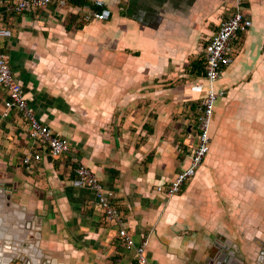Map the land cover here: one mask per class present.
Masks as SVG:
<instances>
[{
  "label": "crops",
  "instance_id": "obj_1",
  "mask_svg": "<svg viewBox=\"0 0 264 264\" xmlns=\"http://www.w3.org/2000/svg\"><path fill=\"white\" fill-rule=\"evenodd\" d=\"M102 1L104 21L83 20L87 1L23 14L0 2L13 79L35 118L68 145L66 155L22 165L32 146L19 117H1L0 88L6 206L38 226L37 247L52 264H134L92 193L69 185L81 165L114 194L125 232L146 240L149 264H223L230 245L253 264L264 241V0L242 1L250 26L216 83L225 97L210 118L208 153L171 197L155 188L187 166L201 99L189 89L233 0Z\"/></svg>",
  "mask_w": 264,
  "mask_h": 264
},
{
  "label": "built area",
  "instance_id": "obj_2",
  "mask_svg": "<svg viewBox=\"0 0 264 264\" xmlns=\"http://www.w3.org/2000/svg\"><path fill=\"white\" fill-rule=\"evenodd\" d=\"M70 0H12L7 5L6 11L15 14H23L43 9L48 6L57 8L64 7ZM243 0H233L232 10L222 20L208 42L202 48L203 71L200 82L193 84L190 91L199 94L200 104L197 108L195 120V146L192 148L187 166L177 172L166 184L158 185L155 191L167 197L177 194L181 187L190 180L202 164L209 150L208 128L215 102L225 97V91L217 88L216 83L222 71L232 62L234 58L233 42L240 34L246 32L250 22L241 9ZM84 21H104L109 17V10L104 6L102 0H87ZM9 36V31L0 27V43ZM0 88L5 93L2 103V118L9 114L19 117L25 125V135L31 143L32 152L21 160L26 166L31 162H38L41 155L45 154L51 159L59 158L68 153L66 141L53 134L50 129L41 124L28 108L22 87L14 81L10 72L7 58L1 50L0 45ZM69 185L72 188H85L92 193L93 205L100 211L107 223H113L117 228V236L121 246L133 254L134 264H149L145 258L144 250L146 240L135 243L130 235L123 229L122 218L115 207L114 194L102 187L94 175L81 165L71 170Z\"/></svg>",
  "mask_w": 264,
  "mask_h": 264
},
{
  "label": "water",
  "instance_id": "obj_3",
  "mask_svg": "<svg viewBox=\"0 0 264 264\" xmlns=\"http://www.w3.org/2000/svg\"><path fill=\"white\" fill-rule=\"evenodd\" d=\"M4 1L9 0H0ZM37 232L38 226L36 227L28 214L12 205L6 206L4 193L0 190V264H52L49 257L37 247ZM258 246L259 251L253 264H264V241ZM223 264L246 262L242 256L237 255L236 247L230 245Z\"/></svg>",
  "mask_w": 264,
  "mask_h": 264
},
{
  "label": "rangeland",
  "instance_id": "obj_4",
  "mask_svg": "<svg viewBox=\"0 0 264 264\" xmlns=\"http://www.w3.org/2000/svg\"><path fill=\"white\" fill-rule=\"evenodd\" d=\"M216 104H217V103L215 102V104H214V106H213V112H212L213 115H211V120H212V118H213V116H214V110H215L214 107L216 106ZM219 205H222V204H219ZM223 205H225V206H230V204H223ZM233 246H234V245H233ZM127 252H128L129 254L132 253L131 251H127Z\"/></svg>",
  "mask_w": 264,
  "mask_h": 264
},
{
  "label": "trees",
  "instance_id": "obj_5",
  "mask_svg": "<svg viewBox=\"0 0 264 264\" xmlns=\"http://www.w3.org/2000/svg\"><path fill=\"white\" fill-rule=\"evenodd\" d=\"M80 1H87V0H80ZM201 69H203L202 66H199V67H198V70H197L198 73H197L196 75H200V73H201ZM202 71H203V70H202Z\"/></svg>",
  "mask_w": 264,
  "mask_h": 264
}]
</instances>
